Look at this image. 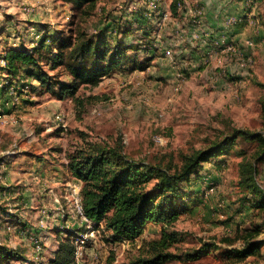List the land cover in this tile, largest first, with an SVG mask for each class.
Here are the masks:
<instances>
[{"label": "rangeland", "instance_id": "374dc122", "mask_svg": "<svg viewBox=\"0 0 264 264\" xmlns=\"http://www.w3.org/2000/svg\"><path fill=\"white\" fill-rule=\"evenodd\" d=\"M185 1L175 18L170 13L172 0H157L146 17L151 34L144 38L146 27L136 21L133 25L140 29L126 37L139 48L134 53L138 64L157 53L155 58L144 68L130 64L116 69L96 87L82 86L75 102L57 95L60 84L72 80L64 66L52 70L51 63L43 64L54 92L24 73L9 80L1 60L10 43L31 49L45 32L70 36L81 30L95 36L108 23L134 22V14L148 9V0H101L91 17L75 16L70 4L58 0H0V240L22 253L14 264H49L58 237L77 238L87 231L73 201L74 188H81V183L63 166L77 148L121 141L136 159L156 162L172 154L181 166L185 157L213 146L233 128L264 134V52L251 37L258 26L264 28V1H243L248 12L259 3L260 21L252 15L248 22L256 23L245 24L252 49L232 41L237 51L217 49L219 55L200 68L191 65L194 60L188 54L181 59L180 52L183 48L202 56L210 49L201 46V40L191 46L186 30L199 24L195 33L214 36L206 15L216 0ZM148 45L158 51L149 54L144 50ZM158 136L162 142L156 141ZM257 152L256 144L240 141L231 155L221 157L224 162L212 159L203 164V182L195 187L198 196L165 227L180 237L168 249L179 258L166 264H264V244L261 255L241 263L230 262L224 253L243 246L245 230L260 228L258 239L264 242V211L250 208L252 195L240 183L244 164L255 161ZM255 165L264 188V161ZM210 187H215L213 193ZM163 229V224L150 223L139 238L114 243L104 224L93 227L95 238L84 248L79 264H126L151 257V244L162 237ZM209 242L220 249L197 259L184 258Z\"/></svg>", "mask_w": 264, "mask_h": 264}, {"label": "trees", "instance_id": "16d2710c", "mask_svg": "<svg viewBox=\"0 0 264 264\" xmlns=\"http://www.w3.org/2000/svg\"><path fill=\"white\" fill-rule=\"evenodd\" d=\"M60 1L70 4L75 16L91 17L101 0ZM185 2L172 0L170 13L173 17L177 18L182 14ZM148 12H151L149 8L139 10L132 17L134 22L131 20L125 23H108L106 28L95 36H88L81 30L70 33V36L50 35L45 32L31 49L21 45L6 50L3 56L6 65L3 70L7 72L9 80L18 79L24 73L38 79L43 86L54 92L51 76L43 64L51 63L52 70L64 66L72 80L70 83H61L57 95L61 99L72 98L79 102L77 93L82 86L96 87L104 77L116 69H123L130 64L135 69L144 68L145 62L156 57L158 48L154 49L148 45L144 50L156 54L139 65L134 54L139 48L126 38L140 29L133 25H137V22H140L138 26L146 27L144 38L151 34L152 27L146 18ZM194 28L196 29L197 25H194ZM44 51H47V54ZM181 56L184 58V55ZM200 57L191 56L192 61ZM240 141L256 144L258 147L256 160L244 164V176L240 183L247 188L248 194L252 195L250 208L263 212L264 188L258 183L259 172L255 163L257 160L264 161V134L249 129L233 128L231 134L215 142L213 146L185 157L181 166L174 162L172 154H167L156 162L136 159L125 152L121 141L113 146L93 143L77 148L68 155V162L63 166L81 183L80 196L84 215L93 223V227L104 224L114 243L139 238L150 223L163 224L162 237L151 244L153 255L126 264H166L179 258L168 249L177 243L180 237L165 227L175 223L185 210L187 201L198 196L195 187L199 181L203 182V164L212 159L224 162L226 158L221 157L231 155L233 148H236ZM260 231V228L245 230L243 246L224 252L229 261L241 263L249 257L261 255L264 242L258 239ZM75 237H58V247L49 264H78ZM218 249L220 246L215 242L205 243L199 250L186 253L184 258L197 259L210 250ZM22 258L23 255L17 248H11L0 240V264H14Z\"/></svg>", "mask_w": 264, "mask_h": 264}, {"label": "crops", "instance_id": "0c3cea01", "mask_svg": "<svg viewBox=\"0 0 264 264\" xmlns=\"http://www.w3.org/2000/svg\"><path fill=\"white\" fill-rule=\"evenodd\" d=\"M58 1L62 2L60 0H58ZM243 1L244 0H216L214 3H212L213 4L212 10L209 9L207 11L206 19L208 20V24H207L208 29L210 31H212L213 33H215L216 37H218L220 35H225L230 40L237 42L239 47L240 46L248 47L249 45L247 44V41L249 39L250 40H253V39L250 38V34L248 35L246 33L247 30H246L245 24H249V22L251 24L256 23L252 19L249 20V22H248V17L255 15L254 16L255 18H259V15H260L259 10L257 12V5L259 6V3H256L255 5H253V7H252V9H254L253 12H248V11H246V9L243 6L244 5ZM64 4H66V3H64ZM47 8H50V7H45L43 9L47 10ZM229 17H234L237 20L235 25H228L227 19ZM39 19H40V16H39ZM259 19H257V20L259 21ZM257 28L258 29L254 32V34L253 35L251 34V37H253L255 41L259 42L258 43L259 47H261L260 51L264 52L263 51L264 48L262 49V47H264V28L259 27V26ZM194 30H195V28L193 26H189V28L186 30L187 31L186 40L188 41V43L191 46H193V44H192L193 42L191 41L192 40L191 36L195 32ZM10 46H11V48H14V47L21 46V44L18 46L16 44L10 43ZM201 46H207V45L201 44ZM185 48H188V47H185ZM248 48L252 49L251 47H248ZM164 49H165V51L168 50L167 48H164ZM180 53L182 55H185V56L190 55V57H191V56H199L200 52L195 53L194 50H191V52L187 53L186 49L182 48V51ZM181 54H180V58L182 59ZM121 74H123V73H121ZM171 75H173V74H167L166 76L171 77ZM69 173L70 172L68 171L67 174L69 175ZM70 175H71V173H70ZM55 180H57V179H54V181Z\"/></svg>", "mask_w": 264, "mask_h": 264}, {"label": "built area", "instance_id": "2783aa9c", "mask_svg": "<svg viewBox=\"0 0 264 264\" xmlns=\"http://www.w3.org/2000/svg\"><path fill=\"white\" fill-rule=\"evenodd\" d=\"M148 8L150 10L156 8L157 6V0H148ZM136 8V7H135ZM134 8V9H135ZM168 14L167 12L164 14V19H167ZM237 22V20L234 17H229L227 19V23L228 25H235ZM199 25V24H196ZM192 40H201L204 42V44L208 45V47H210V49H206L205 50V54H203L198 60L194 61L191 65L193 67H201L202 65H206L209 63L210 58L219 55V52L217 49H220L222 52H229V51H237L234 48V44L232 43V40H228V38L225 35H220L218 37H216V35L214 36H210L208 35V32H196L191 36ZM247 44L249 46H253V41L252 40H248ZM166 53L168 56H171V50L168 49L166 50ZM249 62H251L250 60H247ZM1 63L3 66L6 65V61L4 58H2ZM180 75V74H179ZM156 141L157 142H162V138L160 136L156 137ZM80 190L81 188L79 186H76L74 188V194H73V201L75 204V207L79 213V215L83 218V220H85L87 222V231L78 234L77 238L74 241V244L76 246V259H77V263L79 264V260L83 255V250L86 247V245L88 244V242H90L91 240H93V238H95V231L93 230V223L88 220L86 218V216L83 213V209H82V205H81V196H80ZM215 190V187H210L209 193H213Z\"/></svg>", "mask_w": 264, "mask_h": 264}]
</instances>
